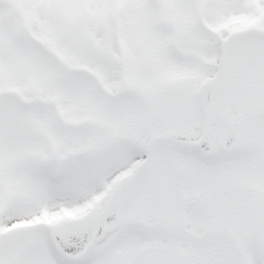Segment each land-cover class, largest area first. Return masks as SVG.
<instances>
[{"label":"snow or ice","instance_id":"snow-or-ice-1","mask_svg":"<svg viewBox=\"0 0 264 264\" xmlns=\"http://www.w3.org/2000/svg\"><path fill=\"white\" fill-rule=\"evenodd\" d=\"M0 264H264V0H0Z\"/></svg>","mask_w":264,"mask_h":264}]
</instances>
